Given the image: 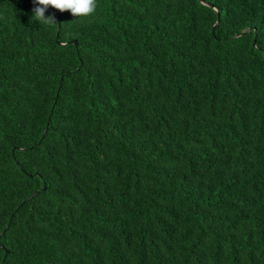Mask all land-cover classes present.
<instances>
[{
    "label": "trees",
    "instance_id": "trees-1",
    "mask_svg": "<svg viewBox=\"0 0 264 264\" xmlns=\"http://www.w3.org/2000/svg\"><path fill=\"white\" fill-rule=\"evenodd\" d=\"M36 6L0 0V264H264V0Z\"/></svg>",
    "mask_w": 264,
    "mask_h": 264
},
{
    "label": "clouds",
    "instance_id": "clouds-1",
    "mask_svg": "<svg viewBox=\"0 0 264 264\" xmlns=\"http://www.w3.org/2000/svg\"><path fill=\"white\" fill-rule=\"evenodd\" d=\"M33 18L45 25H56L52 15H46L49 7L60 12L68 11L74 17L91 16L97 8V0H34Z\"/></svg>",
    "mask_w": 264,
    "mask_h": 264
},
{
    "label": "water",
    "instance_id": "water-1",
    "mask_svg": "<svg viewBox=\"0 0 264 264\" xmlns=\"http://www.w3.org/2000/svg\"><path fill=\"white\" fill-rule=\"evenodd\" d=\"M203 3H205V2H203ZM208 6H211L210 4H208V3H206ZM42 189H44V186L42 187ZM5 252H6V250H4Z\"/></svg>",
    "mask_w": 264,
    "mask_h": 264
}]
</instances>
